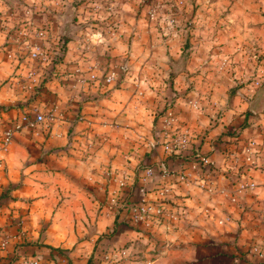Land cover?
<instances>
[{
	"label": "crops",
	"instance_id": "crops-1",
	"mask_svg": "<svg viewBox=\"0 0 264 264\" xmlns=\"http://www.w3.org/2000/svg\"><path fill=\"white\" fill-rule=\"evenodd\" d=\"M14 1L19 4L16 10L28 9L30 15L38 0ZM9 2L0 0V141L7 130L17 124L20 128L0 151V187L10 189V196L0 202V227L6 229V235L0 236V264L10 261L12 245L22 239L30 244L18 248L19 256L24 250L47 255L52 246L84 250V259L71 263L85 264L96 238L113 228L114 209L108 200L115 201V185L127 186L125 196L136 201L120 214L129 221L142 204L161 203L169 209L159 222L126 226L114 233L113 249L125 247L127 254H139L130 264H264V112L253 113L247 102L236 98L218 116L193 117L187 111L190 104L181 109L175 103L166 109L175 112L171 124L163 128L160 123V138L155 141L152 132L159 124L157 120L154 125L155 105L151 108L135 99L124 79L125 69L116 68L119 73L108 85L100 81L81 85L78 77L88 73L84 74L82 60L72 62L70 50L56 62L28 60V64L25 51L17 49L5 31L13 9ZM51 2L56 10L63 9L60 1ZM46 4L49 0H44L43 8ZM248 6L258 12L245 11L246 29L252 22L264 23V0ZM255 39L260 42L264 35ZM31 70L36 76L47 70L37 79L38 89L27 88ZM28 99L33 100L28 103ZM202 99L207 106L217 104ZM247 109L252 114H246ZM36 112L52 115L53 120L27 125L24 118ZM184 129L190 143L182 155L188 157L161 151L167 167L164 176L155 165L145 170L137 166L139 161L157 160V142L164 143ZM147 169L152 174L144 184L145 175H138ZM121 171L127 175L118 179ZM255 248L261 249V255Z\"/></svg>",
	"mask_w": 264,
	"mask_h": 264
},
{
	"label": "rangeland",
	"instance_id": "rangeland-1",
	"mask_svg": "<svg viewBox=\"0 0 264 264\" xmlns=\"http://www.w3.org/2000/svg\"><path fill=\"white\" fill-rule=\"evenodd\" d=\"M8 1L13 7L12 16L7 19L8 30L5 29L9 36L14 28L28 23L46 28L47 33L55 37L54 40L60 36L72 41L67 48L66 42L56 47L63 54L66 49L70 50L72 62L82 60L86 71L84 74L94 71L102 75L107 70L116 68L122 71L121 67L126 64L124 79L133 90V96L151 108L155 105L152 115H159V124L155 128L157 131L152 132L155 141L159 137L160 123L162 124L160 117L175 115L173 109L166 112L170 105L176 103V107L180 105L181 109H186L190 104L187 111L194 113L193 117L209 113L218 116V111L224 105L230 106V101L236 98L248 103L264 85V39H261L264 35V23L252 22V25H247L249 29H246V24L242 22L245 11L258 12L248 6L253 0H58L63 4V9L59 10H56L58 8L52 0L44 8V0H38L36 9L30 15L27 14L28 9L24 13V10H16L18 2ZM68 3H75L77 6L74 10H65ZM61 26L67 30L63 36L59 32ZM246 30L250 33L245 34ZM260 30L263 35L258 34L257 31ZM240 36L246 38L243 40ZM255 38H260V42ZM26 52L23 54L28 61ZM57 58L60 56L57 55ZM42 69L44 68H38ZM41 71L36 76L38 80L46 75L47 70L43 73ZM28 82L29 79L27 84ZM204 97L210 99L211 104L214 101L217 104L207 106L202 99ZM206 108L209 110L205 111ZM187 132L184 129L174 135L185 134L189 146ZM157 143L158 159L152 165L158 170L159 163L165 159L161 152L164 151V143L160 140ZM208 164L213 163L209 161ZM126 172L121 171L119 175L122 177L118 179L123 178ZM139 175L143 177L145 174L140 172ZM132 183L137 187L134 177ZM112 187L115 192L113 194L117 196L115 201L110 200L112 198L108 201L114 210L120 208L121 211L124 208V211L134 207L136 201L129 202V195L125 196L127 186ZM107 195L106 192V197ZM102 197L103 193L100 198ZM132 198L136 199L135 196ZM125 203H133V206ZM167 210L169 211L166 207V214ZM137 214L138 211L133 210L132 218L139 216ZM133 219H130L131 224ZM149 221L159 222L160 218L143 215L142 220L135 221L134 225ZM123 248L125 247L100 253L101 259L93 258L91 264H130L132 257L139 255L137 252L127 254ZM70 252H75L73 258H70L71 262L79 263L85 257L84 250L72 249ZM42 255L38 254L37 261L39 264H48L49 260ZM20 256L23 259L19 264L32 258L37 259V254L27 253L25 250L20 252ZM56 261H59V257ZM61 261L67 262L65 259Z\"/></svg>",
	"mask_w": 264,
	"mask_h": 264
},
{
	"label": "built area",
	"instance_id": "built-area-1",
	"mask_svg": "<svg viewBox=\"0 0 264 264\" xmlns=\"http://www.w3.org/2000/svg\"><path fill=\"white\" fill-rule=\"evenodd\" d=\"M11 38L14 43L18 44L17 49L20 51H27L28 53L27 57L28 60L32 63L34 61H41L42 63H49L51 62L50 58L53 59V57L61 56L63 52L59 49H57L56 45L63 44V40L60 39V36L58 39L54 40V36L51 33H47V29L42 27H36L34 24H24L19 27L14 28L11 31ZM10 56V55H9ZM125 66L121 67V70H124ZM117 73L119 71L117 69H110L107 70L104 74L99 75L98 73L91 71L87 75H80L77 79V81L81 85H87L89 83H96L101 82L102 84L108 85L112 83L116 77ZM28 86L27 88H33V86L39 84L37 83V77L36 72H33L32 70L28 73ZM37 83V84H36ZM169 114V113H168ZM172 116L166 115L162 119V126L163 128H166L171 123ZM27 125H33L35 122H43L46 120H53L52 115H44L42 113H35V116L27 119L24 118ZM20 128V125H16L13 129L7 130L2 140L0 141V151L5 150L7 146L10 145L13 133ZM188 147V137L183 135H173L168 140L164 142V151L168 154H173L179 151H182ZM247 160L250 161V157H247ZM208 162V161H206ZM158 172L164 176L167 173V167L164 162L159 163L158 165ZM152 174L151 169H147L145 172V176L143 178L144 184L146 181V178L149 177ZM184 175H182L183 177ZM252 185V184H251ZM165 207L161 203H151V204H142L138 211L139 216H136L135 219H133L132 224L139 222L142 220L143 215L146 216H154L157 218H162L166 214L164 212ZM136 221V222H135ZM3 244H6V240L3 242ZM255 252H257L259 255H261L262 251L261 249H254ZM24 264H39V262L36 259H29L27 261L23 262Z\"/></svg>",
	"mask_w": 264,
	"mask_h": 264
},
{
	"label": "trees",
	"instance_id": "trees-1",
	"mask_svg": "<svg viewBox=\"0 0 264 264\" xmlns=\"http://www.w3.org/2000/svg\"><path fill=\"white\" fill-rule=\"evenodd\" d=\"M61 40H63V43L65 42H68L69 40L68 39H64L63 37H60ZM60 58H57V57H53V59L51 60L52 61H58ZM43 81H41L42 83ZM35 87H37V89L40 87L39 84H37ZM33 99H28L26 102H32ZM166 107V106H165ZM264 112V111H263ZM246 114H252L248 109L246 110ZM159 115H155V117L153 118L154 120V125L156 124L157 120L159 119L158 118ZM157 130L154 128V132H156ZM158 138V137H157ZM147 153V152H146ZM149 154V153H147ZM171 157H176L177 155L178 156H183L184 158L185 157H188L186 155H182V151L181 152H176V153H173V154H169ZM152 163H141V161H139L137 163V166L140 167L142 170H145L147 168V166H151ZM139 177H141L140 175H138ZM136 182H138L136 179H135ZM10 189H4L3 187H0V202L3 198L7 197V196H10ZM123 210V209H122ZM122 210L120 211V208H117L116 210H114L113 212V215H114V223H113V228L111 229V231H109L108 233H102L100 234L96 240L94 241V245H93V248L91 250V253L89 254V256L87 257V260H86V263L85 264H91L92 263V260L93 258H97L98 260H100V253H103L105 251H108V250H112L113 251V248L111 247V239L114 235L115 232L119 231L120 229H122L123 227H131V226H134L133 228H136V226L134 224H131L129 225L130 221L128 220V218L125 216H121V212ZM20 227H16V234L19 235L18 231H19ZM5 227H0V236L1 237H4L6 235V232H5ZM23 238V235L22 237ZM103 239H106V241H103ZM30 244V242H27L26 240H17L14 242V245H13V249H12V252H13V255L11 257H9L10 261L5 263V264H12L13 262H15V260L18 259L19 257V253H18V248H25L27 247L28 245ZM34 245H37L38 248L39 247H42L43 245L42 244H38V243H34ZM111 247V249H110ZM49 252L47 255H42L44 258L48 259V264H62V261L63 259H65L67 261L66 264H70L71 260L69 258V253H70V249H67V248H60V247H52V246H49ZM32 254H37V253H32ZM2 257V256H0ZM5 257V256H4ZM38 260L39 259V256L37 255L36 256ZM41 257V256H40ZM59 257V261H56V258ZM47 262V261H46Z\"/></svg>",
	"mask_w": 264,
	"mask_h": 264
},
{
	"label": "water",
	"instance_id": "water-1",
	"mask_svg": "<svg viewBox=\"0 0 264 264\" xmlns=\"http://www.w3.org/2000/svg\"><path fill=\"white\" fill-rule=\"evenodd\" d=\"M76 6L77 4L75 3H69L67 10L68 9L74 10ZM64 26L66 27V24ZM65 31L67 30L63 26L59 28V32L61 33L62 36L65 34L64 33ZM69 36L72 37V35H69ZM248 109L253 113H260L264 111V85L260 87L256 91L254 97L250 101H248Z\"/></svg>",
	"mask_w": 264,
	"mask_h": 264
}]
</instances>
